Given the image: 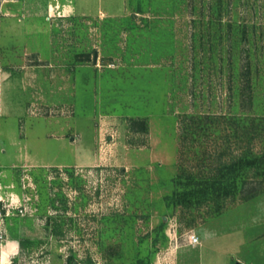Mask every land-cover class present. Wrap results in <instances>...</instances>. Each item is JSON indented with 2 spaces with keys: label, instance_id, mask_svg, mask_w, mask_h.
<instances>
[{
  "label": "rangeland",
  "instance_id": "obj_1",
  "mask_svg": "<svg viewBox=\"0 0 264 264\" xmlns=\"http://www.w3.org/2000/svg\"><path fill=\"white\" fill-rule=\"evenodd\" d=\"M0 121V264H264V181L166 199L264 149V0H0Z\"/></svg>",
  "mask_w": 264,
  "mask_h": 264
},
{
  "label": "trees",
  "instance_id": "obj_2",
  "mask_svg": "<svg viewBox=\"0 0 264 264\" xmlns=\"http://www.w3.org/2000/svg\"><path fill=\"white\" fill-rule=\"evenodd\" d=\"M250 168L257 175L254 177L246 175L247 169ZM174 181L180 187L166 195L169 205H189L210 198L242 193L246 194V199L252 198L264 190L258 188L247 190L250 183L258 181L262 184L264 181V149L259 153L252 150L246 151L239 158L225 164L219 176L199 177L193 173H187L175 176Z\"/></svg>",
  "mask_w": 264,
  "mask_h": 264
},
{
  "label": "crops",
  "instance_id": "obj_3",
  "mask_svg": "<svg viewBox=\"0 0 264 264\" xmlns=\"http://www.w3.org/2000/svg\"><path fill=\"white\" fill-rule=\"evenodd\" d=\"M0 135H3V128H2V123L0 121ZM9 142L11 143V138L13 137L11 134H9ZM5 143V142H4ZM9 144V145H10ZM5 144H3V147L0 148V182H2L4 185H10L11 183L14 182V177L16 176L17 169H14L13 167L17 166L18 160H21L19 156L20 154L15 152L16 148H7L4 147ZM8 146V145H6Z\"/></svg>",
  "mask_w": 264,
  "mask_h": 264
},
{
  "label": "built area",
  "instance_id": "obj_4",
  "mask_svg": "<svg viewBox=\"0 0 264 264\" xmlns=\"http://www.w3.org/2000/svg\"><path fill=\"white\" fill-rule=\"evenodd\" d=\"M191 241L194 242V243L198 242L199 241V236L197 234L193 233L191 235Z\"/></svg>",
  "mask_w": 264,
  "mask_h": 264
}]
</instances>
